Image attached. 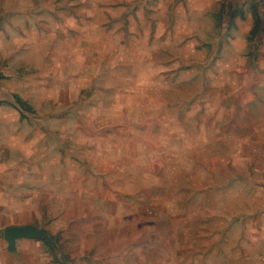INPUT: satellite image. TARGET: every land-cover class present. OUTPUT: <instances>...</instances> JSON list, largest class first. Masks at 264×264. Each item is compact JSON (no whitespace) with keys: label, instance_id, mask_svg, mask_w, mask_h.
I'll list each match as a JSON object with an SVG mask.
<instances>
[{"label":"rangeland","instance_id":"1","mask_svg":"<svg viewBox=\"0 0 264 264\" xmlns=\"http://www.w3.org/2000/svg\"><path fill=\"white\" fill-rule=\"evenodd\" d=\"M1 79L49 91L16 105L57 155L14 242L87 241L89 264H264L240 149L264 121V0H0Z\"/></svg>","mask_w":264,"mask_h":264},{"label":"crops","instance_id":"2","mask_svg":"<svg viewBox=\"0 0 264 264\" xmlns=\"http://www.w3.org/2000/svg\"><path fill=\"white\" fill-rule=\"evenodd\" d=\"M30 84L0 80V264H89L81 257L88 249L87 241L68 245L64 254L54 255L39 240L19 239L12 246L4 238L7 229L27 224L31 206L39 197L37 168L52 166L57 157L54 128L29 126L16 105V98L31 104L47 101L49 91L43 93L44 85L40 88L36 83ZM59 101L62 104L63 99ZM48 120L53 124V112L48 113ZM240 146L241 154L260 178L254 192L249 237L252 242L264 243V121L252 128Z\"/></svg>","mask_w":264,"mask_h":264},{"label":"water","instance_id":"3","mask_svg":"<svg viewBox=\"0 0 264 264\" xmlns=\"http://www.w3.org/2000/svg\"><path fill=\"white\" fill-rule=\"evenodd\" d=\"M24 236H25L24 229L9 228L5 231V237L10 243H13L16 238H22Z\"/></svg>","mask_w":264,"mask_h":264}]
</instances>
